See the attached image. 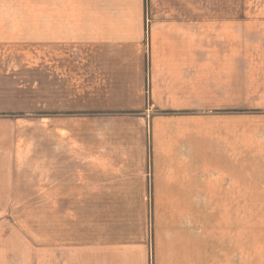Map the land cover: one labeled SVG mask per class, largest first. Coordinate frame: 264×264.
Here are the masks:
<instances>
[{"label":"crops","instance_id":"0c3cea01","mask_svg":"<svg viewBox=\"0 0 264 264\" xmlns=\"http://www.w3.org/2000/svg\"><path fill=\"white\" fill-rule=\"evenodd\" d=\"M119 1L127 11L79 16L85 29L77 43H39L37 156L0 140V214L37 213V264H148L157 149L149 150L148 136L165 122L147 119V102L180 107L205 95L206 24L199 22L206 16L193 19L197 43L189 18L162 19L173 23L151 28L147 51L143 4ZM31 254L23 231L0 220V261Z\"/></svg>","mask_w":264,"mask_h":264},{"label":"rangeland","instance_id":"374dc122","mask_svg":"<svg viewBox=\"0 0 264 264\" xmlns=\"http://www.w3.org/2000/svg\"><path fill=\"white\" fill-rule=\"evenodd\" d=\"M138 2L147 51L151 28L173 23L162 19L189 18L197 43L193 19L206 16L199 22L206 24L205 95L180 107L147 102V119L165 122L148 136L149 150L157 147L149 169L148 264H264V0ZM120 3L0 0V140L37 156L39 43H77L85 29L79 16L127 11ZM131 9L137 12L136 3ZM0 220L19 227L35 248L15 264H37V213Z\"/></svg>","mask_w":264,"mask_h":264}]
</instances>
